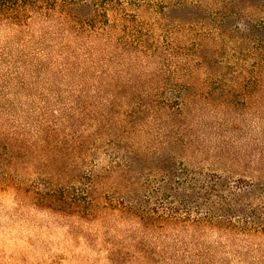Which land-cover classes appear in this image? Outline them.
<instances>
[{
  "label": "rangeland",
  "instance_id": "374dc122",
  "mask_svg": "<svg viewBox=\"0 0 264 264\" xmlns=\"http://www.w3.org/2000/svg\"><path fill=\"white\" fill-rule=\"evenodd\" d=\"M0 264H264V0H0Z\"/></svg>",
  "mask_w": 264,
  "mask_h": 264
}]
</instances>
